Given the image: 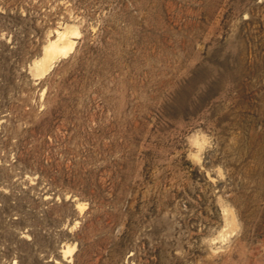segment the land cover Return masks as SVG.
<instances>
[{
  "label": "rangeland",
  "instance_id": "1",
  "mask_svg": "<svg viewBox=\"0 0 264 264\" xmlns=\"http://www.w3.org/2000/svg\"><path fill=\"white\" fill-rule=\"evenodd\" d=\"M0 264H264V0H0Z\"/></svg>",
  "mask_w": 264,
  "mask_h": 264
},
{
  "label": "bare ground",
  "instance_id": "2",
  "mask_svg": "<svg viewBox=\"0 0 264 264\" xmlns=\"http://www.w3.org/2000/svg\"><path fill=\"white\" fill-rule=\"evenodd\" d=\"M69 32H72V30L65 29L61 31L60 30L56 31V37L54 39H51L47 43L41 57L34 60L33 63L36 66L35 68L36 70H38V68H41V69H44L45 71V69L50 64L51 59H53L58 54H61V53L66 54V52L72 47L73 41H74L70 39L68 35Z\"/></svg>",
  "mask_w": 264,
  "mask_h": 264
}]
</instances>
